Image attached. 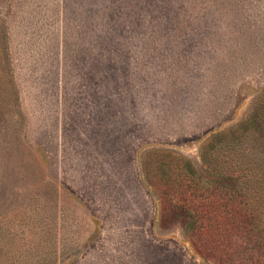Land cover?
Returning a JSON list of instances; mask_svg holds the SVG:
<instances>
[{"label":"rangeland","instance_id":"374dc122","mask_svg":"<svg viewBox=\"0 0 264 264\" xmlns=\"http://www.w3.org/2000/svg\"><path fill=\"white\" fill-rule=\"evenodd\" d=\"M263 94L264 0H0V264H211L179 163Z\"/></svg>","mask_w":264,"mask_h":264},{"label":"trees","instance_id":"16d2710c","mask_svg":"<svg viewBox=\"0 0 264 264\" xmlns=\"http://www.w3.org/2000/svg\"><path fill=\"white\" fill-rule=\"evenodd\" d=\"M181 159L182 179L208 183L177 189L180 198L189 193L173 199L181 231L208 233L211 264H264V94L236 127L211 135L200 148L205 175Z\"/></svg>","mask_w":264,"mask_h":264}]
</instances>
